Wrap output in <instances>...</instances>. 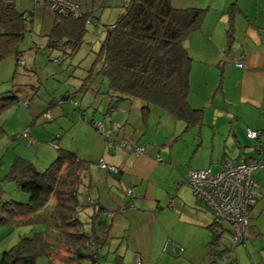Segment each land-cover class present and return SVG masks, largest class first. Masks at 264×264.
Segmentation results:
<instances>
[{"label":"crops","instance_id":"0c3cea01","mask_svg":"<svg viewBox=\"0 0 264 264\" xmlns=\"http://www.w3.org/2000/svg\"><path fill=\"white\" fill-rule=\"evenodd\" d=\"M171 4L175 9L206 10L199 28L184 42L192 59L188 103L192 109H203L202 123L191 128L193 131L186 137L181 136L186 132L181 122L176 124V134L177 129L162 134L156 120L161 117L167 123L170 116L158 108L152 107L144 122L137 110L140 105L133 108L134 103L124 102L110 112L108 103L105 114L111 119L110 134L108 140L104 139L110 142L132 139L145 148L144 154L137 155L128 148L108 149L102 142L99 159L118 168V174L105 173L92 181L84 164L81 171L78 219L84 222V231L102 243V256L110 248L115 249V254H133L127 264H134L136 258L141 264H153L155 254L167 243L175 251L183 250L182 255L189 258L198 248L205 249L211 238L208 228L211 219L197 205L189 186L190 173L208 168L212 173L217 168V173L225 158L253 155V144L248 146L251 141L246 131L262 129L264 0H171ZM50 15L54 20V14ZM229 26L232 41L228 47ZM235 61H241L244 67H236ZM125 104L129 106L127 111ZM64 149L79 159L72 149ZM253 176L260 190L263 189L260 199L264 202V171ZM123 188L131 190L130 196ZM83 196L85 202L81 201ZM258 202L252 214L259 212L261 202ZM105 213H111V218ZM100 218L109 222V226ZM252 226L258 231L256 223ZM250 232L248 229L246 239L257 233ZM229 256L235 258V264H256L243 244L234 247ZM226 258L224 254L219 260L227 262ZM116 260V264H125L123 257L117 256ZM36 264L50 263L42 256Z\"/></svg>","mask_w":264,"mask_h":264},{"label":"trees","instance_id":"16d2710c","mask_svg":"<svg viewBox=\"0 0 264 264\" xmlns=\"http://www.w3.org/2000/svg\"><path fill=\"white\" fill-rule=\"evenodd\" d=\"M74 1L80 16L54 13L51 28L44 35L45 50L62 51V55L69 58L75 57L85 43L86 26L91 21L89 13L83 12L78 1ZM124 8L115 22L103 30L100 49L94 54L86 79L95 71V75L106 80L110 112L124 102L138 100L142 102L140 112L144 122L150 109L155 107L174 121L183 123L184 131L200 125L203 109H192L188 103L192 59L184 42L199 28L206 10L175 9L171 0H131ZM32 17V11L18 10L14 0H0V63L12 57L19 61L26 34L33 30ZM231 41L229 26L228 47ZM14 100L10 94H1L0 113ZM63 100H68L67 96ZM2 133L0 125V135ZM56 151V159L44 171H38L26 160L16 159L0 179V227L14 224L42 227L40 231L32 229L31 236L21 238L16 245L3 251L0 264H36L37 258L42 256L50 264H82L81 250L89 252L88 264H99L102 243L84 231L85 224L77 215L83 163L68 150L57 148ZM4 182L13 184L27 201L4 199ZM256 203L250 208V219ZM208 228L211 233L206 245L209 264L217 262V255L221 253L218 259L224 254L228 257V263L223 264H235V258L229 255L246 238L238 245L228 225L211 221ZM49 230L53 232L52 239ZM226 234L233 242L225 238ZM180 251L173 256L182 255L183 250Z\"/></svg>","mask_w":264,"mask_h":264},{"label":"rangeland","instance_id":"374dc122","mask_svg":"<svg viewBox=\"0 0 264 264\" xmlns=\"http://www.w3.org/2000/svg\"><path fill=\"white\" fill-rule=\"evenodd\" d=\"M14 1L18 10L33 12V30L26 34L21 46L23 54L19 61L12 57L0 63V95L10 94L15 98L0 113V125L3 127V133L0 135V179L8 173L16 159L26 160L38 171H44L56 159L57 148H69L77 153L79 159L87 161L82 163L88 169L92 181H95L100 178L98 176L105 174L99 167L98 154L100 144L104 142V146L107 147L108 139L105 140L92 124L101 122L104 134L108 131L111 119L105 114L108 104L106 80L99 75L95 76V71L89 79H86V76L89 75V69L94 62V54L100 49V42L104 36L103 30L115 22L131 0H77L81 10L89 13L91 21H88L86 26L85 43L73 58L63 56L62 51L45 50L44 35L51 28L53 17L50 14L54 13L43 4L42 0ZM66 96L68 100L65 101L63 97ZM129 103H134L133 108H137V104L142 106V102L138 100H132ZM128 107L126 105V111ZM137 110L139 113L140 109L137 108ZM133 112L137 113L135 110ZM167 118L170 120L167 123L161 117L160 120L158 118L156 120L157 123L160 122L162 134L165 132L171 134L178 128L176 125L178 122L171 117ZM192 131L181 133V136H189ZM177 132L178 129L175 134ZM170 144H173V140ZM252 144V141L248 142V146L251 147ZM216 171L217 168H214L213 173ZM2 187L5 192L4 199L21 203L27 201V197L16 190L13 184L4 182ZM259 199L258 201L261 202L262 200ZM81 201L85 202L86 197L83 196ZM258 210L260 213L254 211L255 213L251 214L254 218L250 219L249 228V232L255 230L257 233L252 234L251 239L244 240L243 246L254 263L264 264V202L259 204ZM100 220L103 221V218ZM103 222L109 226V222ZM253 223H256L258 231L252 226ZM31 228L33 231L42 229L41 225L14 224L0 227V255L16 245L21 238L31 236ZM48 232L52 239L53 232L51 230ZM225 238L228 240L230 238L233 242L230 235L226 234ZM117 241L119 242V239ZM114 251V248L106 249V254L98 259V263L112 264L114 261L113 264H116L119 260L116 258L119 256L123 257L127 264L133 257L130 252L123 255L115 254ZM206 251V247L198 248L192 258H189L184 254H177L174 257L160 250L158 254H155L153 264H209L210 258L206 255ZM218 255L217 262L214 264L226 263V261H220ZM105 259L108 261L105 262ZM226 259L228 260V257ZM109 260L111 263H108ZM80 261L82 264L89 263L87 250H81Z\"/></svg>","mask_w":264,"mask_h":264},{"label":"built area","instance_id":"2783aa9c","mask_svg":"<svg viewBox=\"0 0 264 264\" xmlns=\"http://www.w3.org/2000/svg\"><path fill=\"white\" fill-rule=\"evenodd\" d=\"M48 9L56 14L80 16L77 4L72 0H42ZM236 67L243 68L241 61H235ZM93 127L104 138H108L110 131L103 134V124L94 122ZM27 136V135H26ZM247 139L253 142V155L241 154L237 159L225 158L220 163L217 173L210 168L196 170L190 173L189 186L200 209L209 215L211 221L217 225H228L233 240L241 244L248 236L247 227L250 219V208L262 194L258 182L253 178L256 171L264 170V103L262 107V129L258 131L247 130ZM128 148L137 155H143L145 148L137 145L131 139L120 142H107V148ZM100 169L108 174H118L115 166L107 164L103 159L99 161ZM124 193L130 196L131 190L123 188ZM130 205H132L130 203ZM107 217L111 213H105ZM163 253L176 255L177 251L165 244ZM182 252V250L180 251ZM181 254V253H178ZM134 264H141L138 258Z\"/></svg>","mask_w":264,"mask_h":264}]
</instances>
